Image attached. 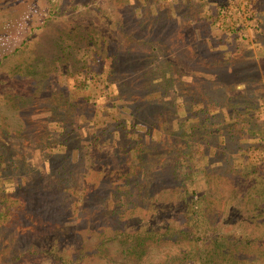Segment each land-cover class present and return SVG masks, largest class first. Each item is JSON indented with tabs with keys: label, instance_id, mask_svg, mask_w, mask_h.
Instances as JSON below:
<instances>
[{
	"label": "rangeland",
	"instance_id": "1",
	"mask_svg": "<svg viewBox=\"0 0 264 264\" xmlns=\"http://www.w3.org/2000/svg\"><path fill=\"white\" fill-rule=\"evenodd\" d=\"M81 27L59 53L58 31ZM32 63L41 71L26 75ZM5 78L17 97L0 96V222L7 204L37 200V223L9 216L0 264H202L216 236L233 237L234 264H264V0H0ZM193 100L236 103L252 127L232 148H205L187 172L171 151L192 144L181 135ZM170 101L181 108L165 117L176 144L150 123ZM223 122L241 126L213 128ZM49 227L60 232L40 242ZM158 229L170 236L152 239ZM127 234L143 242L140 258L125 254ZM220 251L215 264H233Z\"/></svg>",
	"mask_w": 264,
	"mask_h": 264
},
{
	"label": "trees",
	"instance_id": "2",
	"mask_svg": "<svg viewBox=\"0 0 264 264\" xmlns=\"http://www.w3.org/2000/svg\"><path fill=\"white\" fill-rule=\"evenodd\" d=\"M62 10L67 12L68 15H70L72 13L68 10L66 11L63 7H62ZM65 12H63V13L65 14ZM48 20L49 19L47 18L46 22ZM40 28L43 29L44 26L40 27ZM82 31L83 32L85 31L82 29V27H81V29L76 28V30L73 29L72 31L66 30V29H64L62 31H58V33L60 32V34H59L60 43H59L58 52L67 56L70 49L72 50V44H69V41H67V39H69L71 42H73L74 45L77 44V42H78L77 39L83 38L81 36ZM47 41H49V40L47 39ZM20 67L19 66H14L13 68L11 67L12 72H9V74L18 75ZM26 70H27L26 72L29 73L26 75H31V76H34L37 74V72L41 71L39 66H37L36 64L33 65V63L29 67H27ZM8 77H9V75H7V78ZM5 82H6V78L4 81L0 82V88L5 87V89H6L5 92L3 91V93H0V96H2L3 100L5 98V99H11L14 101L15 98L17 97V95H15L13 92H9L13 88L11 86L5 84ZM3 84H4V86L2 87ZM82 84H80V86H79L80 88H81V86H83ZM165 84L170 85L171 81L168 80ZM153 94H156V97L154 96L153 99L155 100L156 103H158V100L160 98V93H158L157 91H155V92L153 91ZM197 103H198V101H195V100L191 101L190 103H187V102L183 103V108H184L183 110H185L184 118H185V120L194 123V125L191 126L190 129L187 131V133H186L187 136L182 134L181 138L184 139V137H185L187 140L189 139L186 142L187 143L192 142V144L188 145V148H186V147L184 148V145L181 147L176 146L175 149L171 151V153L174 154V156H175L174 158H176V160L180 162V165H178L176 162L177 167L182 166L181 168H183V165L187 166V172H190V170H192V167H193L192 164L194 163L195 158H201V157L204 158V154L206 153L205 148H208L209 146H214V144H217L219 140L221 141L220 143H222V145L226 146L227 144H229V146H231V148H232V146L237 144L238 140L242 137V131L246 130V128H248V127L249 128L252 127V123L250 121L249 122L245 121L244 119L239 118L237 116V112L235 110H238L239 108L236 107L238 105L236 103H232V104L230 103L227 106H225V105L219 104V102H210V103L203 104L200 107H197V105H198ZM211 103H216L217 108L215 105L210 106L209 104H211ZM162 106L163 107L156 112L157 115L150 118L151 126H153L154 128H159V129L163 130L164 132L170 133V141L172 143L176 144V143H178L179 138L174 137V135H173L174 131H173L172 127H170V129L172 131L166 127L165 117L168 116L169 110H171L172 113H175L177 115V113L180 112L181 108H180L178 103L173 102V101H170L168 103V105H166V106L164 104H162ZM13 108L15 110H17L18 106L16 105V103L13 106ZM243 110L246 113V115H248L247 112H250L253 109L247 103L243 107ZM238 113H239V111H238ZM218 119H222L223 121L232 119L233 122L236 121V123H234V124H237L239 122V124L241 126L237 129H235L233 126L226 127L227 124H224V122H223L221 128L214 129L213 124ZM229 124H231V123H229ZM180 125H185V123H181ZM197 127L201 128V133H199V134L197 131ZM128 130L129 131L127 133H130L131 129L129 128ZM180 131H181V129H180ZM198 137L200 138L199 142H201V144L203 145V148H201L200 144H197L198 143V139H197ZM0 145H1V143H0ZM253 146L254 147L251 146V148H253V151L260 150V142L255 143ZM0 157L5 158V160H7L9 158L6 150L2 149L1 147H0ZM176 171H177V169H175L174 174L176 173ZM56 172L58 174H60L62 172L60 167L58 168V170H56ZM187 175H190V174H187ZM238 176L244 177V178L248 177V175L242 174V173H241V175H238ZM59 178H61V176ZM243 181L244 180H242V182ZM35 192H36L35 189L31 190V193L35 194ZM5 194H6V189L0 187V199L2 197H4ZM35 198H37V197H35ZM190 199L192 200V197ZM36 202H37V200H34V201H32V203H28L25 207L22 204H17L13 207V210H11V207H9L7 204V206L1 210L3 217H2V222H0V228L3 230H8L14 226V222H13V220L12 221L9 220V216H11L12 218L15 217V219H17L18 217L19 218L21 217V219H23V220H28V217L30 215L33 218L34 206H35V204H37ZM1 203L5 204L4 201L2 202L0 200V204ZM33 221H34V219H32V221L28 220L26 222L29 224L28 226L31 225L33 227L37 223V221H36L32 225ZM56 223H58V222H56ZM39 224H40V222H39ZM55 230L58 233L60 232L57 229V227H54V229H51V227H49L47 231H49L50 234L47 237L45 235V238L43 240H41L40 242H42V241L48 242L49 239L52 240L53 239L52 234L55 232ZM152 232H154V231H152ZM136 236H137L136 234L135 235L127 234L124 237L126 238L125 241H127V240L131 241L132 240V242L135 243V245L138 246V248L135 245H130L123 250H126L125 254L131 255L132 257L133 256L136 257L138 255V252H139L138 258H140V256H142V252H144L143 245H142L143 242L139 239H133ZM149 236L152 237V239L155 238L156 241H162V239H165L166 237L168 238L170 236V233H168V231H166V230L161 231L158 229L153 234H151ZM207 239H208V245H210V247H211V250H210L211 259L207 258L205 260L206 263L203 262L204 259H200L202 264H215V263L219 262L220 259L218 260V257L220 254H222V252L220 250L224 251V253H225V254L223 253L225 256L224 258L228 259L230 257V260L232 258V261L234 264V262H235L234 261L235 260L234 254L235 253L233 252V246H234L232 244V242L234 240L233 237H231V236H226L224 238L217 237V236L216 237H210V238L206 237L204 239V242H203L204 248H205V245L207 244L206 243ZM38 241H39V239H38ZM143 241H145V240H143ZM225 244H228V245L231 244V252L225 251L226 246H223ZM134 250H137L136 251L137 255L132 253ZM23 251H25L24 248H23ZM16 258H20V256H17ZM180 258L177 259L179 261V263L184 261L187 257H182V259H180ZM214 258H216L217 260H214ZM222 261H223V259H222Z\"/></svg>",
	"mask_w": 264,
	"mask_h": 264
}]
</instances>
